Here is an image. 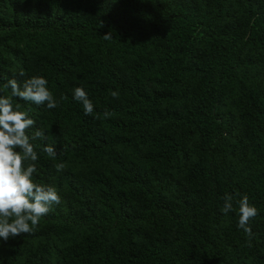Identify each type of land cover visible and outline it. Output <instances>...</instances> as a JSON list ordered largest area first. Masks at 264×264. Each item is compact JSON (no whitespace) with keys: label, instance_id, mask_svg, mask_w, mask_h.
I'll list each match as a JSON object with an SVG mask.
<instances>
[{"label":"trees","instance_id":"obj_1","mask_svg":"<svg viewBox=\"0 0 264 264\" xmlns=\"http://www.w3.org/2000/svg\"><path fill=\"white\" fill-rule=\"evenodd\" d=\"M33 76L68 97L12 98L61 203L0 264H264V0H0V96Z\"/></svg>","mask_w":264,"mask_h":264},{"label":"clouds","instance_id":"obj_2","mask_svg":"<svg viewBox=\"0 0 264 264\" xmlns=\"http://www.w3.org/2000/svg\"><path fill=\"white\" fill-rule=\"evenodd\" d=\"M103 39H113L112 33L104 35ZM4 87L11 90V97L0 96V238L7 241L31 234L53 206L61 203L54 187L36 183L33 176L38 161L35 149L40 147L51 158H56L58 150L51 144L34 143L47 139L45 131L37 129L29 135L35 121L26 112L18 110V105L14 108L12 98L51 110L58 108L68 97L62 95L58 100L49 90L48 80L41 76H33L22 85L16 79H9ZM117 95L112 92L113 97ZM72 98L82 105L85 115L93 114L94 104L82 87L74 89ZM111 115L106 109L104 117L110 118ZM62 168V164L57 165V170ZM224 201L222 212L225 214L233 211V202L238 205L237 227L251 238V221L258 215V209L249 203L247 195L241 196L240 193L226 194Z\"/></svg>","mask_w":264,"mask_h":264}]
</instances>
